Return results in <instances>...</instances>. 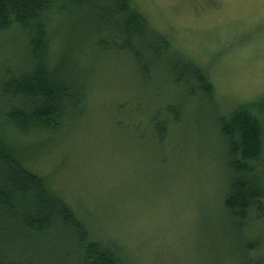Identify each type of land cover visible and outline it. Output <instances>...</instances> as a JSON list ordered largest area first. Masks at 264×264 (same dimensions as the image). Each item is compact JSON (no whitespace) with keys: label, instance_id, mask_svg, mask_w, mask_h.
<instances>
[{"label":"trees","instance_id":"16d2710c","mask_svg":"<svg viewBox=\"0 0 264 264\" xmlns=\"http://www.w3.org/2000/svg\"><path fill=\"white\" fill-rule=\"evenodd\" d=\"M10 34L19 41L16 60L0 54V264H37L19 247L52 237L66 261L130 264L116 241L27 168L24 143L56 135L84 114L92 68L82 67L83 57H118L135 71L143 88L134 89L143 96L120 109L126 118L147 120L160 146L184 112L208 120L225 173L221 231L237 251L222 264H264V119L255 110L222 106L204 68L176 50L132 0H0V37ZM150 86L168 95L158 99Z\"/></svg>","mask_w":264,"mask_h":264},{"label":"rangeland","instance_id":"374dc122","mask_svg":"<svg viewBox=\"0 0 264 264\" xmlns=\"http://www.w3.org/2000/svg\"><path fill=\"white\" fill-rule=\"evenodd\" d=\"M132 2L176 50L204 68L222 106L247 104L264 119V0ZM17 41L14 34L1 36L0 54L16 60ZM80 61L92 68L84 114L56 135L24 143L27 168L116 241L130 264H222L230 252L237 259L221 231L225 173L208 120L184 112L178 131L160 146L147 120L126 118L120 109L143 96L134 89L143 88L135 71L118 57ZM152 87L156 98L168 95ZM259 234L264 243V223ZM59 246L52 237L19 248L37 264H75L53 250Z\"/></svg>","mask_w":264,"mask_h":264}]
</instances>
